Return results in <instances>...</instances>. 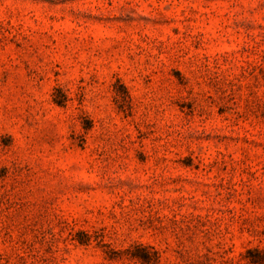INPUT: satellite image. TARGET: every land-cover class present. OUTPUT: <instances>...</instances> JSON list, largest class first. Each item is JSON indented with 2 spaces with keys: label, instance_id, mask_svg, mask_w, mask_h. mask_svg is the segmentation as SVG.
<instances>
[{
  "label": "rangeland",
  "instance_id": "obj_1",
  "mask_svg": "<svg viewBox=\"0 0 264 264\" xmlns=\"http://www.w3.org/2000/svg\"><path fill=\"white\" fill-rule=\"evenodd\" d=\"M0 264H264V0H0Z\"/></svg>",
  "mask_w": 264,
  "mask_h": 264
}]
</instances>
